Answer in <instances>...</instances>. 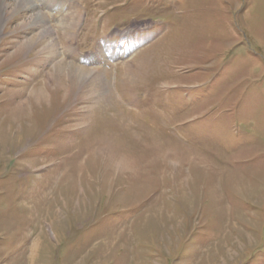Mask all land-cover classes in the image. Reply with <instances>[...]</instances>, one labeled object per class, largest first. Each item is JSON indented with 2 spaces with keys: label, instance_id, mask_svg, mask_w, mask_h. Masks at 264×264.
Returning a JSON list of instances; mask_svg holds the SVG:
<instances>
[{
  "label": "rangeland",
  "instance_id": "obj_1",
  "mask_svg": "<svg viewBox=\"0 0 264 264\" xmlns=\"http://www.w3.org/2000/svg\"><path fill=\"white\" fill-rule=\"evenodd\" d=\"M33 1L0 0V264H264V0Z\"/></svg>",
  "mask_w": 264,
  "mask_h": 264
}]
</instances>
